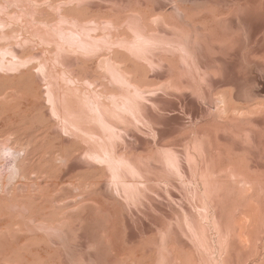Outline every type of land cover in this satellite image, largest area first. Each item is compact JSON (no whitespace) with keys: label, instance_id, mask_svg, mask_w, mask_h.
<instances>
[{"label":"rangeland","instance_id":"1","mask_svg":"<svg viewBox=\"0 0 264 264\" xmlns=\"http://www.w3.org/2000/svg\"><path fill=\"white\" fill-rule=\"evenodd\" d=\"M0 264H264V0H0Z\"/></svg>","mask_w":264,"mask_h":264}]
</instances>
